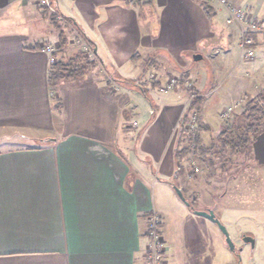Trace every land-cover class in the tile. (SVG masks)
I'll return each mask as SVG.
<instances>
[{
	"label": "crops",
	"instance_id": "crops-1",
	"mask_svg": "<svg viewBox=\"0 0 264 264\" xmlns=\"http://www.w3.org/2000/svg\"><path fill=\"white\" fill-rule=\"evenodd\" d=\"M229 1L251 15L246 34L252 60L241 49L246 26L227 25V12L217 4L207 6V16L195 0H0V135L46 141L0 150V264H146L147 217L156 205L151 161L166 155L185 94L204 98L200 116L210 130L204 115L221 88L229 97L244 96L251 77L264 93V0ZM47 7L66 38L56 55L66 52L68 60L91 52L98 59L92 72L100 67L129 83L147 59L154 70L184 53L206 56L209 68L194 61L178 84L171 72L160 78L161 85L176 80L175 104L169 106L150 96L159 82L144 89L121 86L117 95L125 94L130 105L141 93L150 107L151 125L131 137L124 125L130 109L110 91V76L86 73L49 90L52 64L44 48L53 47L59 31L43 15ZM206 87L215 89L207 92L210 99ZM136 113L131 118L142 125ZM259 136L255 158L264 168V132ZM174 149L164 170L174 167ZM159 183L169 190L167 179ZM160 234L166 244L163 226Z\"/></svg>",
	"mask_w": 264,
	"mask_h": 264
},
{
	"label": "rangeland",
	"instance_id": "rangeland-1",
	"mask_svg": "<svg viewBox=\"0 0 264 264\" xmlns=\"http://www.w3.org/2000/svg\"><path fill=\"white\" fill-rule=\"evenodd\" d=\"M46 4L48 5L47 2H44L39 5L46 7ZM235 5L237 8L246 11V9L241 7L238 3ZM43 15L51 23V27L53 26L55 30H58L59 26L62 30L63 24L61 20H57V17L48 7L44 9ZM222 27L225 28V26ZM221 38L222 35L219 34L221 45H223L224 43ZM55 42L57 43L54 46ZM73 42L77 44L75 40H73ZM49 46H53L54 51L51 56L54 58V62L57 60L67 61L70 55H67L66 52H64L61 57L56 55L62 50H60L58 46V39L57 41L53 39L51 43H49ZM201 48L204 49L205 47L203 46ZM72 50L73 52L78 51L75 46H73ZM76 54L78 55V53ZM79 54L83 53L79 52ZM85 59H94L95 66H98L96 65L98 64V59L94 57L91 52L85 55ZM209 64L210 61L206 56L199 62V66L206 67V70H208ZM196 65L191 53H184L178 58L171 56L168 58V63L163 61L158 69H148L144 74H142L143 66H141L140 63V65H138L139 70L136 72L139 75L138 78L131 79V81L126 84L120 82L121 78L119 79L113 71L99 70L100 67H98L95 72H92L93 67L87 73H90V75L96 78L109 79L111 77L115 82L109 85L110 91H112L114 95L116 94L117 97H120L119 100L122 103V107L126 106V110L130 109L128 113L130 117L126 119L124 125L128 133L131 134V137H135L141 130V126L147 128L151 125V117L150 114H148V110L150 109L148 106L149 103L144 100L141 93H138L137 98L131 100L133 105H130L129 98H126L125 94L117 95L122 91L121 86L127 87L128 89H132V86L135 88H143L144 86L151 85V83H155V81H157L156 83L159 82L161 85L163 81H160V78L164 79L168 72H171V75L176 77L178 84L180 74L182 76L184 70ZM150 75H155L156 79L151 80L149 77ZM248 80L249 83L246 80L248 83L246 87L247 93L244 96L243 94H237L236 97H229L226 95V88H221L218 92L219 100L214 102L211 110H208L204 115L205 121L209 124L210 133L202 134L201 143L207 148L211 146L214 148L208 160H204L199 156H191L192 159L189 161V164H183L184 171L183 174L179 176H176L175 168H172V164H170L169 169L164 170L165 161L172 158V149L176 144L179 133L178 124L173 129L170 140L165 146L166 155L164 154L162 158L158 159L156 157L152 158L151 164L154 175L152 177L151 191L154 202L156 203L153 213H160L162 216L160 228L163 226V236L166 242L164 254L166 264H186V259L189 261L193 260V264H264V168L258 165L255 158L257 155V153L255 155L257 150L256 145L257 143L261 144L257 141L260 136L251 144V149L246 154L240 155L230 154L228 146H225L223 149L222 144L218 142H216L217 144L215 143V139L217 135L221 133L223 125H226V120L220 117V113L228 107H233L232 116L228 119L231 120L240 115L247 102L262 93L263 84L261 82L253 78L251 80V77ZM220 81L223 82V79L221 78ZM218 84L222 86V83ZM244 87L245 86H238L240 90ZM157 89L153 93H149L150 96L155 97L154 100L156 102L160 103L164 101L163 103L167 106L175 104L173 102L175 101L174 90L167 93H160ZM210 91L211 89L207 88L203 91V94L206 95L207 92L208 94L213 93ZM208 94L206 97L210 99ZM185 95L186 100H184V104L180 107V110H184V112L178 115V120L183 117L191 101L187 94ZM133 106H135V108H133ZM134 109L138 112L140 118L143 117L142 125L136 124V122H134L136 120L131 118ZM159 109H161L160 106ZM138 114L136 113V117H138ZM170 114L172 119V116L174 117L172 111ZM165 126L168 127V125ZM44 143H46V141L41 142L37 139H28L27 137L26 139H21L17 136L0 135V150L39 146ZM149 170L151 169L149 168ZM162 177L167 179L170 183L176 184L178 186L177 188L183 191L185 198L193 202L195 207L194 211H213L215 217L219 219L227 230L234 244V250H236L240 260L228 250L224 244V237L214 223L190 211L175 194L173 186L170 185L169 190L165 191L164 186L159 183ZM193 197H195V201H192ZM188 218L191 221H189ZM199 221H203V223ZM243 236L251 237L254 240L253 249L242 243L241 238ZM238 248H241L240 252L237 250Z\"/></svg>",
	"mask_w": 264,
	"mask_h": 264
},
{
	"label": "trees",
	"instance_id": "trees-1",
	"mask_svg": "<svg viewBox=\"0 0 264 264\" xmlns=\"http://www.w3.org/2000/svg\"><path fill=\"white\" fill-rule=\"evenodd\" d=\"M195 1L202 5L204 12H206L207 16H209L210 10L208 7L205 4H202L199 0ZM58 28V44L59 48L62 49L65 47L66 38L59 26ZM247 36L251 37L250 34H247ZM152 61L153 60L150 58L146 60L143 65L142 74L153 67ZM93 67H95V62L93 60L85 59L84 54H78L75 57L68 59L66 62L57 60L50 66V73L47 78L49 90L52 93L61 82L76 81L84 77ZM120 81L124 83L128 82L127 80L122 79ZM154 84L158 83L155 82ZM190 100L191 101L186 109V112L181 118L179 124V133L173 153L176 176L183 174V164H189V161L193 156H199L204 160H208L210 153L214 149L212 146L207 148L201 143L202 133H210L209 128L202 123L200 116L204 98L191 92ZM189 124H194L195 128L193 130H187L186 126ZM262 132H264L263 92L247 102L240 115L232 118L231 120H226V125H223L221 133L218 134L215 139V143L218 142L222 144L223 149L225 146H228L230 154H246L251 149V144ZM170 185L178 187L173 183ZM181 193L185 201L189 203L188 209L193 212L195 210L193 202L185 198L183 191H181ZM194 198L195 197L192 198V201H195Z\"/></svg>",
	"mask_w": 264,
	"mask_h": 264
},
{
	"label": "built area",
	"instance_id": "built-area-1",
	"mask_svg": "<svg viewBox=\"0 0 264 264\" xmlns=\"http://www.w3.org/2000/svg\"><path fill=\"white\" fill-rule=\"evenodd\" d=\"M201 2L206 6L210 7L214 4L223 7L227 12V25L237 24L241 26H246L245 29L242 31L241 49L243 51V56L245 57V59L252 60L254 57V50L252 48L253 42L252 39L246 34V32L252 26L250 24L251 15L244 9L237 8L236 5L231 3L229 0H201ZM44 51L49 56V63L53 64L54 58L51 56L52 52L54 51L53 47H45ZM149 77L151 80L156 79L155 75H150ZM175 83V79H170L163 85L159 86L158 91L160 93H167L168 91L173 89ZM232 111L233 107H228L220 113V117H222L224 120H228L232 116ZM194 128V124H189L186 126L187 130H193ZM161 222V216L158 215L156 212H152L147 218V226L145 230V236L147 238L146 264H165V243L160 234Z\"/></svg>",
	"mask_w": 264,
	"mask_h": 264
},
{
	"label": "water",
	"instance_id": "water-1",
	"mask_svg": "<svg viewBox=\"0 0 264 264\" xmlns=\"http://www.w3.org/2000/svg\"><path fill=\"white\" fill-rule=\"evenodd\" d=\"M202 59L201 55H193V61H199ZM173 190L175 192V194L178 196V198L181 200L182 203H184V205L186 207H189V203L187 201H185L181 191L177 188V187H173ZM193 213L197 216L203 217L209 221H211L212 223H214L217 228L219 229V231L221 232L222 236L224 237V243L227 246L228 250L230 252L234 251V245L229 237V234L227 232V230L225 229V227L221 224V222L219 221V219H217L213 213L212 210H207V211H203V212H197V211H193ZM243 242L244 243H250L251 247L254 246V240L251 237H243Z\"/></svg>",
	"mask_w": 264,
	"mask_h": 264
},
{
	"label": "flooded vegetation",
	"instance_id": "flooded-vegetation-1",
	"mask_svg": "<svg viewBox=\"0 0 264 264\" xmlns=\"http://www.w3.org/2000/svg\"><path fill=\"white\" fill-rule=\"evenodd\" d=\"M243 237H245V236H243ZM243 237L241 238L242 239V243H244L243 242ZM225 244V243H224ZM244 244H246V245H248L251 249H253V247H251V245H250V243H244ZM234 245V244H233ZM227 247V246H226ZM239 252L241 251V248H238L237 249ZM233 255H235V256H237L238 254H237V252H236V250H234L233 252H231ZM238 257V259L240 260V258H239V256H237Z\"/></svg>",
	"mask_w": 264,
	"mask_h": 264
}]
</instances>
